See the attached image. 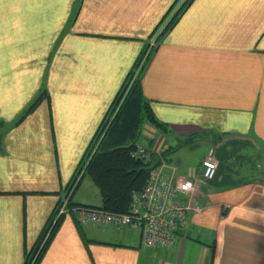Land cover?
I'll return each mask as SVG.
<instances>
[{
	"label": "crops",
	"instance_id": "crops-1",
	"mask_svg": "<svg viewBox=\"0 0 264 264\" xmlns=\"http://www.w3.org/2000/svg\"><path fill=\"white\" fill-rule=\"evenodd\" d=\"M177 14L140 74L167 131L146 125L141 144L174 181L215 159L182 152L221 139L217 177L198 181L202 211L170 248L71 213L39 264H264V0H0V264H25L140 54ZM241 144L256 175L223 167ZM87 176L72 202L101 207Z\"/></svg>",
	"mask_w": 264,
	"mask_h": 264
},
{
	"label": "trees",
	"instance_id": "trees-1",
	"mask_svg": "<svg viewBox=\"0 0 264 264\" xmlns=\"http://www.w3.org/2000/svg\"><path fill=\"white\" fill-rule=\"evenodd\" d=\"M178 15L174 16L161 35L172 27ZM154 50L155 48L152 52ZM147 51L148 48L145 47L81 164L80 170L91 177L101 193L102 206L93 208L118 214L129 213L134 195L146 188L152 170L159 167L162 160L160 155L154 153L148 159L137 158L133 154L143 140L146 125H151L161 132L167 131L166 126L153 113L140 85V74L144 69V66H141ZM45 97L49 98L46 92H42L26 113L32 112ZM1 147L0 134V149ZM166 155L167 153L163 157ZM74 206L77 205L72 204V207ZM63 218L64 216L57 219L56 210L36 246L27 253L25 264L40 263Z\"/></svg>",
	"mask_w": 264,
	"mask_h": 264
},
{
	"label": "built area",
	"instance_id": "built-area-1",
	"mask_svg": "<svg viewBox=\"0 0 264 264\" xmlns=\"http://www.w3.org/2000/svg\"><path fill=\"white\" fill-rule=\"evenodd\" d=\"M152 50L148 49L149 54L145 56L141 68L147 62ZM133 154L137 158L148 159L151 151L148 147L139 145ZM217 174L218 163L214 159L204 160L200 170L192 169L188 177H179L174 181L168 179L157 167L152 170L146 188L134 195L130 212L127 214L112 213L87 206L70 208L68 198L72 197L79 182L76 180L70 186V194L68 195L69 191H67V195L61 199L57 208V219L74 213L80 223L91 222L117 228L141 227L143 242L147 248H170L175 244L178 231L186 226L189 215L192 212L202 211L196 202L198 181L201 179L212 181Z\"/></svg>",
	"mask_w": 264,
	"mask_h": 264
},
{
	"label": "rangeland",
	"instance_id": "rangeland-1",
	"mask_svg": "<svg viewBox=\"0 0 264 264\" xmlns=\"http://www.w3.org/2000/svg\"><path fill=\"white\" fill-rule=\"evenodd\" d=\"M175 13H176V11L173 14H175ZM168 24L169 23H164L163 26L157 31V33H155V37L153 38V40L154 39H156V40L155 41H151L150 40L149 41L150 43L146 45V47L149 50L155 48L156 43L158 41V38H159V36L161 34L160 32H162L166 28V26ZM147 52H146L147 55H145L146 57L149 54ZM149 126H151V125H149ZM220 141H221V139H220ZM220 141L218 140L217 142L214 141V143L208 144V148H205L203 145H198V147H196L197 149L195 150L194 153L187 155V152L184 151L180 155H181L182 159H184V157H186L185 161H187L188 164H190V163L192 164V163H196V162L200 161L201 159H203V157L206 154H207V156H209L211 154V152H215V159L214 160L218 162L219 161V157L218 156H219V153H220L219 149L221 148L220 147V145H221ZM141 145H143V144H141ZM183 150H185V149H183ZM222 153L223 152H221V154ZM224 157H225L224 158V160H225L224 163H225L226 167L229 166L231 168V165H232L233 169H235V171H234L235 173H238V174L239 173H243L244 174L246 172L248 173V171H249L250 174L253 173L254 175H256L254 173L255 170H253V168H252V167L256 166V159H257L256 158V153H255L254 149L249 144L248 145L247 144L235 145V146L229 147V149L226 148L225 151H224ZM84 175H85V172L84 171L82 172L80 170L79 173L77 174V178H75V179L77 181H79L78 179L82 178ZM87 180H90V182H92L91 181L92 179L89 176H87ZM74 182H73V184H74ZM67 191H69L68 192V195H69L70 192H71V188L68 189ZM66 192H65V195H67ZM68 199H69L68 206L70 208H72V204H73L72 197H69Z\"/></svg>",
	"mask_w": 264,
	"mask_h": 264
}]
</instances>
